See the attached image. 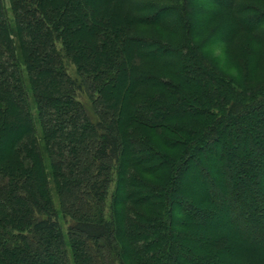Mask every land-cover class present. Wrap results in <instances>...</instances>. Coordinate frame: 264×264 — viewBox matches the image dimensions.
I'll return each instance as SVG.
<instances>
[{"label": "trees", "instance_id": "obj_1", "mask_svg": "<svg viewBox=\"0 0 264 264\" xmlns=\"http://www.w3.org/2000/svg\"><path fill=\"white\" fill-rule=\"evenodd\" d=\"M0 264H264V0H0Z\"/></svg>", "mask_w": 264, "mask_h": 264}, {"label": "rangeland", "instance_id": "obj_2", "mask_svg": "<svg viewBox=\"0 0 264 264\" xmlns=\"http://www.w3.org/2000/svg\"><path fill=\"white\" fill-rule=\"evenodd\" d=\"M7 2V1H6ZM85 97V96H84ZM85 101H86V98H85ZM255 177L252 175H249V176H243V177H241V179L240 180H235L234 181V184L233 185H236V187L238 186V187H240V186H242V185H246V184H252V183H254L255 182ZM250 205V204H249ZM249 209H250V206H248V204L243 208V211H245V212H248L249 211ZM227 217L228 216H224V217H221V218H215L214 219V221H211L210 223H208V226L209 225H214V227L215 226H218V225H220L221 223H223L224 221H226L227 220ZM254 220V218L251 216V225H252V227H261V226H263V225H261V224H258L256 221H253ZM60 221H61V224H65V222L62 220V217H60ZM241 223V222H240ZM252 227H249V229H251ZM242 231H244V232H247V233H249L250 235H253L252 233H250V230H248V229H246V227H242Z\"/></svg>", "mask_w": 264, "mask_h": 264}]
</instances>
